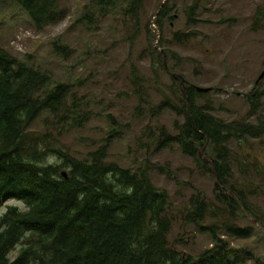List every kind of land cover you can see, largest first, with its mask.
Returning a JSON list of instances; mask_svg holds the SVG:
<instances>
[{
	"label": "trees",
	"instance_id": "16d2710c",
	"mask_svg": "<svg viewBox=\"0 0 264 264\" xmlns=\"http://www.w3.org/2000/svg\"><path fill=\"white\" fill-rule=\"evenodd\" d=\"M13 1L37 31L66 15L62 0ZM145 1L91 0L90 14L84 19L92 25L98 18L120 16L134 21V36L142 30L150 33L148 25L140 24ZM196 10L197 4L186 9L189 21ZM169 13L166 2L156 21L159 29ZM263 17L264 9L259 8L254 26ZM182 37L188 35L177 33L174 40L181 43ZM53 46L57 53H67L66 46ZM155 52L151 50L163 68L164 54ZM131 75L140 106L146 104L144 77L138 70ZM172 83L179 87L177 79ZM206 95L188 87L179 93V108L164 100L161 107L177 112L183 122L176 125V135L159 129L157 137L159 149L176 145L218 182L215 204L198 193L179 211L183 222L212 239L209 250L192 257L168 242L176 216L167 192L152 183L151 166L146 162L131 170L107 161L115 129L104 145L84 158L72 156L59 137L82 128L90 120V111L82 109L70 84L55 81L0 45V210L7 199L23 205L22 210L5 207L0 216V264H244L246 254L231 247L220 233L240 239L249 236L238 218L253 214L232 172L234 166L243 175L254 172L264 192V155L258 156L260 151L251 143L264 139V111L254 123L224 122L209 108L198 107L197 99ZM262 96L251 93L250 114L256 115ZM37 123L44 133L33 129Z\"/></svg>",
	"mask_w": 264,
	"mask_h": 264
},
{
	"label": "rangeland",
	"instance_id": "374dc122",
	"mask_svg": "<svg viewBox=\"0 0 264 264\" xmlns=\"http://www.w3.org/2000/svg\"><path fill=\"white\" fill-rule=\"evenodd\" d=\"M163 1H145L140 24L148 25L150 33L142 30L134 36V21H124L120 16L108 15L88 24L84 17L90 14L91 0H62L65 17L41 31L34 29L15 1L0 0V45L20 61L48 72L55 81L70 84L82 109L90 111V120L82 128L59 137L72 156L84 158L104 145L110 130L115 129L107 161L131 170L146 162L151 166V181L167 192L171 213L176 216L168 242L180 252L198 257L211 248V236L183 222L179 211L198 193L215 204V180L176 145L159 149L158 130L174 136L176 125L183 122L177 112L161 105L169 99L179 108L182 90L211 88L205 98L197 99L198 107L209 108L224 122H256V116L264 111V78L255 86L264 71V17L257 26L254 21L257 10L264 9V0H168L170 13L159 29L158 16L154 17ZM194 4L197 10L189 21L185 11ZM177 33L188 38L182 37L178 43L174 40ZM54 44L66 46L67 53H57ZM152 49L165 54L166 68H159ZM134 70L147 84H142L146 104L141 106L131 84ZM171 74L178 78V88ZM253 91L263 94L256 115L250 114ZM33 129L45 132L40 123ZM150 133L153 136L148 139ZM251 143L263 157L264 139ZM232 173L233 181L244 188L253 214L238 218V225L249 236L220 235L246 254L244 264H264L263 184L252 171L243 175L234 166ZM8 206L23 209L18 201L7 199L0 216Z\"/></svg>",
	"mask_w": 264,
	"mask_h": 264
},
{
	"label": "water",
	"instance_id": "95a60500",
	"mask_svg": "<svg viewBox=\"0 0 264 264\" xmlns=\"http://www.w3.org/2000/svg\"><path fill=\"white\" fill-rule=\"evenodd\" d=\"M167 1H168V0H164V1H163V3H162V5H161L160 9H162V8L164 7V5H165V3H166ZM160 9H159V11H160ZM159 11H158V13L155 15L154 19L158 16ZM152 25H153V26L155 25L154 22L152 23ZM159 37H160V36H159V33H157V39H158ZM155 49H156V45H155ZM164 65H165V68H166L165 54H164ZM171 76H172L173 79H177V80H178V78L176 77V75L171 74ZM263 78H264V71H263L262 74L259 76L258 80H257L256 83H255V86H257L258 83H259L260 81H262ZM211 90H212L211 88H199V87H195V91H196L197 93H200V94H208V93L211 92ZM63 176L66 178V174H65V173H63ZM215 185H218V182H217L216 179H215Z\"/></svg>",
	"mask_w": 264,
	"mask_h": 264
},
{
	"label": "bare ground",
	"instance_id": "6f19581e",
	"mask_svg": "<svg viewBox=\"0 0 264 264\" xmlns=\"http://www.w3.org/2000/svg\"><path fill=\"white\" fill-rule=\"evenodd\" d=\"M2 236V235H1ZM12 246V245H11Z\"/></svg>",
	"mask_w": 264,
	"mask_h": 264
}]
</instances>
